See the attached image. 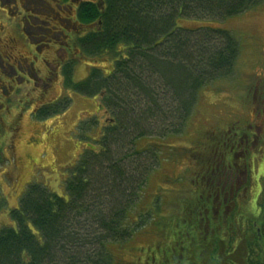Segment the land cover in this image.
<instances>
[{
	"label": "trees",
	"instance_id": "obj_1",
	"mask_svg": "<svg viewBox=\"0 0 264 264\" xmlns=\"http://www.w3.org/2000/svg\"><path fill=\"white\" fill-rule=\"evenodd\" d=\"M263 2L80 1L78 25L67 35L75 50L64 67V89L95 97L104 115L78 123L88 146L68 167L63 196L27 186L11 211L15 225L0 230V264H115L110 248L137 234L164 242L148 250L144 264H264V188L253 201L249 183L237 189L212 182L213 149L193 155L192 190L179 210L164 213L159 201L151 213L133 217L160 151H139L137 142L182 136L200 91L234 72L240 46L224 22ZM96 61H109L110 72L93 66L75 80L78 63ZM70 103L65 97L37 119ZM228 151L225 158H232ZM149 225L156 233L148 234Z\"/></svg>",
	"mask_w": 264,
	"mask_h": 264
},
{
	"label": "rangeland",
	"instance_id": "obj_2",
	"mask_svg": "<svg viewBox=\"0 0 264 264\" xmlns=\"http://www.w3.org/2000/svg\"><path fill=\"white\" fill-rule=\"evenodd\" d=\"M3 16L8 18L5 12L0 13V38L7 39L15 33V29V34H19L18 24L9 18L5 20ZM224 27L232 31L240 46L233 74L200 91L199 101L182 136L142 139L137 142L136 149L139 151L153 148L160 151L156 156L158 166L150 174L146 189L141 193L134 218L141 212L151 213L159 201V208L164 213L179 210L180 199L190 197L192 187L189 183V171L195 161L193 155L203 148L202 142L208 132L205 129L240 120L248 116V111L250 114L255 92L252 83L257 79V75L264 77V2L241 16L227 20ZM93 66L105 69L107 74L110 72L109 61L83 65L78 63L75 67V80L86 78ZM49 89L50 96L56 93L61 95V85H53ZM32 94L35 92L32 91ZM66 96L72 102L68 110L57 119H44L39 120L40 123H34L27 115L23 116L20 123L22 132L18 138L9 136L7 139L2 136L3 127L0 123V230L15 225L11 219V211L18 207L20 198L30 183L40 184L60 196L65 194L63 182L68 176V167L75 163L82 149L88 146V132H79L76 125L80 120L98 112L95 97L83 96L73 90L67 91ZM16 110L21 114L25 112L30 117L33 112L30 107L20 104ZM235 124L242 126L241 122ZM214 131H217L215 134L218 135L221 128ZM36 132L39 133L41 142L40 146L32 148L28 140L29 137L34 139ZM13 142L16 154L14 156L9 153L8 157V144ZM45 150L48 151L47 155L42 158L41 154H46ZM27 154L37 157L40 163L31 164ZM261 159L259 167L263 169L264 154ZM42 162L47 166L42 165ZM253 175L255 180L258 179L257 171L253 172ZM259 188L260 183L256 182L253 187V201L261 195ZM147 232L149 235L156 233L152 225H149ZM162 243L164 244L158 238L155 241L151 236L137 234L124 245L111 247L110 251L115 256V264H144L149 255L148 250L163 246ZM141 248H144L145 252L139 250Z\"/></svg>",
	"mask_w": 264,
	"mask_h": 264
},
{
	"label": "flooded vegetation",
	"instance_id": "obj_3",
	"mask_svg": "<svg viewBox=\"0 0 264 264\" xmlns=\"http://www.w3.org/2000/svg\"><path fill=\"white\" fill-rule=\"evenodd\" d=\"M80 1L82 0H0V13L5 12L10 20L18 24L20 32L15 34L17 30L15 29V33L7 39L0 38V123L3 127L2 136L7 139L9 136L19 137L22 132L20 123L23 116L27 115L32 122L40 123L37 116L41 114V110L55 107L67 97V91L70 90L64 89L63 72L65 64L74 58L75 48L71 43L73 40L70 38L69 42L68 38L73 37L72 30L78 25L76 13ZM3 18L8 19L7 16ZM65 21L69 23L65 29H68L66 34L63 30ZM45 36L53 37V40L51 38L44 40ZM64 36L66 41L63 39L60 42L59 39ZM83 64L85 63H81ZM57 84L61 85V95L56 93L54 97L50 96L49 87ZM252 86L255 92L250 114L248 111V116L240 120L205 129L208 130L207 136L202 142L203 148L199 151L214 150L211 167L216 171V180L212 182L217 181L218 185L231 184L237 189L249 183L250 197L253 199L254 184L260 183V192L264 188V167L263 169L259 167L264 154V77L257 75ZM32 91L35 92L34 95ZM96 103L98 107V100ZM19 104L33 110L31 117L16 110ZM97 111V114L91 117L101 118L104 115L99 109ZM62 113L47 117L46 120L57 119ZM235 122H241L242 126L238 127ZM218 128H221V131L216 135L217 131L214 130ZM28 141L32 148L40 146L39 133H35L34 139L29 137ZM8 147V154L15 156V142L8 144ZM230 147L233 156L225 158V155L229 156ZM45 152L46 154L42 152V158L48 151ZM26 156L31 164L40 163L37 157L29 154ZM41 164L47 166L45 162ZM256 171L259 177L255 180L253 172ZM261 197L262 195L258 199Z\"/></svg>",
	"mask_w": 264,
	"mask_h": 264
},
{
	"label": "bare ground",
	"instance_id": "obj_4",
	"mask_svg": "<svg viewBox=\"0 0 264 264\" xmlns=\"http://www.w3.org/2000/svg\"><path fill=\"white\" fill-rule=\"evenodd\" d=\"M202 142V141H201ZM213 142V141H212ZM216 148V147H215ZM9 168V167H8Z\"/></svg>",
	"mask_w": 264,
	"mask_h": 264
}]
</instances>
